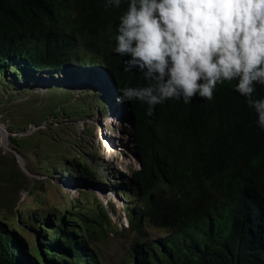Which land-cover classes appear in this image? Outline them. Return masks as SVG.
I'll return each instance as SVG.
<instances>
[{
  "label": "trees",
  "instance_id": "16d2710c",
  "mask_svg": "<svg viewBox=\"0 0 264 264\" xmlns=\"http://www.w3.org/2000/svg\"><path fill=\"white\" fill-rule=\"evenodd\" d=\"M104 3L0 0V59H21L33 72H57L69 63L74 45L70 34L91 48L109 30L112 45L99 55L116 95L121 96L125 85H145L138 69L124 71L128 57L115 52L127 0L107 10ZM236 83L217 85L211 101L199 96L187 104L182 98L167 99L151 116L147 104L123 102L133 117L129 135L140 160L129 177L137 204L124 213L127 228L139 231L145 220L188 238L182 245L159 241L161 264H264V129L246 98L234 90ZM255 88V97L264 98V85ZM84 217L83 230L61 218L52 229L58 239L49 251H55L57 259L70 262L74 257L88 264L83 238L93 231L88 225L92 221ZM132 253L133 264H151L140 248ZM0 264H20L1 236Z\"/></svg>",
  "mask_w": 264,
  "mask_h": 264
},
{
  "label": "rangeland",
  "instance_id": "374dc122",
  "mask_svg": "<svg viewBox=\"0 0 264 264\" xmlns=\"http://www.w3.org/2000/svg\"><path fill=\"white\" fill-rule=\"evenodd\" d=\"M67 15L73 19L72 12ZM70 37L69 63L57 72H33L21 59H0V124L8 148L33 173V178L23 174L0 147V236L20 264H83L74 257L57 259L49 248L58 239L52 229L60 218L83 230L85 216L93 231L83 238L88 264H133L134 247L146 252L151 264H161L159 241L182 245L188 238L145 220L139 231L127 228L124 213L137 204L129 177L138 164L123 121L128 111L100 61V52L112 45L111 33L100 34L91 48L76 35ZM51 112L59 126L46 128ZM74 121L87 122L84 130ZM97 132L109 140L108 153L97 142Z\"/></svg>",
  "mask_w": 264,
  "mask_h": 264
},
{
  "label": "clouds",
  "instance_id": "9594fccd",
  "mask_svg": "<svg viewBox=\"0 0 264 264\" xmlns=\"http://www.w3.org/2000/svg\"><path fill=\"white\" fill-rule=\"evenodd\" d=\"M119 21L115 52L128 57L124 71L138 69L146 84L125 85L118 102L138 100L151 116L167 99L211 101L217 85L237 81L234 90L264 129V98L254 95L264 85V0H127ZM52 115L45 121L58 127Z\"/></svg>",
  "mask_w": 264,
  "mask_h": 264
},
{
  "label": "water",
  "instance_id": "95a60500",
  "mask_svg": "<svg viewBox=\"0 0 264 264\" xmlns=\"http://www.w3.org/2000/svg\"><path fill=\"white\" fill-rule=\"evenodd\" d=\"M124 121L126 123H128L129 129L132 130L133 129V117H132V115L130 113L127 114V117H126V119L124 118ZM0 134L2 135V139H3V143L0 144V147L3 150L8 151L14 157L16 164L20 168V171L23 174H25L26 176H29L28 171L19 165V161L21 160V156L18 154V152L16 150H14V149H10V148L7 147V145H6L7 144L6 143V138H7L6 134L7 133H6L5 128L1 124H0ZM130 141L135 145V141L132 138H131ZM134 157H135V159L137 161V164H138V167H139L140 166L139 156L137 154H135ZM23 166H24V163H23Z\"/></svg>",
  "mask_w": 264,
  "mask_h": 264
},
{
  "label": "bare ground",
  "instance_id": "6f19581e",
  "mask_svg": "<svg viewBox=\"0 0 264 264\" xmlns=\"http://www.w3.org/2000/svg\"><path fill=\"white\" fill-rule=\"evenodd\" d=\"M39 94V93H38ZM40 97V96H39ZM42 100V103H43V106L45 107L46 106V103L44 102V99H41ZM44 125H45V127L46 128H51L52 126H50V125H47V121H45L44 122ZM9 132V131H8ZM6 133H7V131H6ZM53 133H54V131H53ZM1 135V134H0ZM2 141H3V139H2ZM109 141V140H108ZM108 141H104V143H103V145H104V149L106 150V153H108V151H109V149L108 148H111V146L109 145L110 143L108 142ZM6 145H7V147H8V142H7V139H6ZM23 163H24V166H23ZM19 165L21 166V167H23L24 169H26V164H25V161H24V159L21 157V160L19 161ZM27 170V169H26ZM28 171V170H27ZM28 173H29V176L28 177H32L33 176V173H31V172H29L28 171ZM33 178V177H32Z\"/></svg>",
  "mask_w": 264,
  "mask_h": 264
},
{
  "label": "built area",
  "instance_id": "2783aa9c",
  "mask_svg": "<svg viewBox=\"0 0 264 264\" xmlns=\"http://www.w3.org/2000/svg\"><path fill=\"white\" fill-rule=\"evenodd\" d=\"M124 121V120H123ZM125 122V121H124ZM126 123V122H125ZM77 125L79 126V129L81 130V131H83L84 130V122H79V123H77ZM103 135V134H102ZM104 137H105V135H103ZM104 137H102L101 136V134L99 133V132H97V142L98 143H100V145H102L103 147H104V145H103V143H104V141H108V139H106V138H104ZM109 142V141H108Z\"/></svg>",
  "mask_w": 264,
  "mask_h": 264
}]
</instances>
